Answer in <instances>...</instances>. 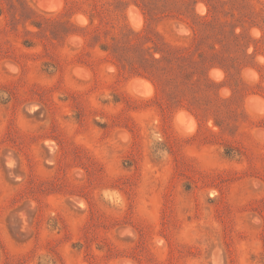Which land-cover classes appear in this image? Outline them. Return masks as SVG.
<instances>
[{
    "label": "rangeland",
    "instance_id": "rangeland-1",
    "mask_svg": "<svg viewBox=\"0 0 264 264\" xmlns=\"http://www.w3.org/2000/svg\"><path fill=\"white\" fill-rule=\"evenodd\" d=\"M0 264H264V0H0Z\"/></svg>",
    "mask_w": 264,
    "mask_h": 264
}]
</instances>
